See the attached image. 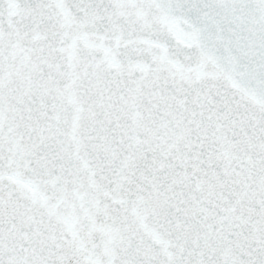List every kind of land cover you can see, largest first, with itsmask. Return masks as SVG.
<instances>
[{
	"label": "snow or ice",
	"instance_id": "6c2138e0",
	"mask_svg": "<svg viewBox=\"0 0 264 264\" xmlns=\"http://www.w3.org/2000/svg\"><path fill=\"white\" fill-rule=\"evenodd\" d=\"M0 264H264V0H0Z\"/></svg>",
	"mask_w": 264,
	"mask_h": 264
}]
</instances>
